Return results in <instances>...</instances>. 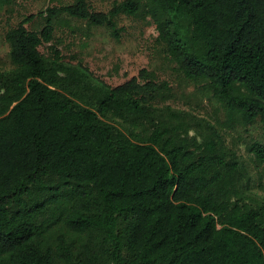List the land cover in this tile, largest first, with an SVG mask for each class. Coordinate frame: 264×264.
<instances>
[{"label": "trees", "instance_id": "obj_1", "mask_svg": "<svg viewBox=\"0 0 264 264\" xmlns=\"http://www.w3.org/2000/svg\"><path fill=\"white\" fill-rule=\"evenodd\" d=\"M121 14L154 24L173 70L229 123L264 126V0H72L39 11V29L23 17L0 71V264H264V202H246L243 163L213 126L198 141L158 112L167 81L141 68L86 88L57 48L39 50L60 16L118 38ZM248 151L264 166V140Z\"/></svg>", "mask_w": 264, "mask_h": 264}, {"label": "rangeland", "instance_id": "obj_2", "mask_svg": "<svg viewBox=\"0 0 264 264\" xmlns=\"http://www.w3.org/2000/svg\"><path fill=\"white\" fill-rule=\"evenodd\" d=\"M71 1L8 0L0 5V71L11 68L8 45L4 40L6 29L30 14L35 17L25 25L30 29H39L43 24L41 17L37 15L39 11ZM88 1L95 10L106 11L114 2L120 0ZM58 19L54 40L51 44L45 43L39 47L42 53L51 54L49 45L57 48L64 63L77 65L85 76L86 88L92 85H118L136 75L141 68L153 71L157 79L167 81L171 89V96L156 104L158 112H163L166 116H170L168 111L182 115L192 127L189 135L196 137L198 141H201V135L209 131L207 127L213 126L224 139L226 146L232 149L243 163L246 177L249 179L246 202L251 205L263 204L264 166L254 161L248 147L253 140H264V126L256 123L241 127L229 123L224 109L212 99L206 89L184 79L173 70L174 63L156 42L157 32L150 20L121 14L116 19L120 29L119 37L116 38L106 27L88 26L81 20L64 15ZM86 88L83 89L82 95L87 93ZM72 98L86 105L79 97ZM114 119L108 120L126 131L124 126Z\"/></svg>", "mask_w": 264, "mask_h": 264}]
</instances>
